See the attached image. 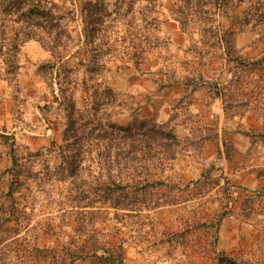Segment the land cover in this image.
Masks as SVG:
<instances>
[{"label":"rangeland","instance_id":"rangeland-1","mask_svg":"<svg viewBox=\"0 0 264 264\" xmlns=\"http://www.w3.org/2000/svg\"><path fill=\"white\" fill-rule=\"evenodd\" d=\"M25 2L0 0V264H51L87 230L124 264H264V0ZM134 118L163 145L138 167Z\"/></svg>","mask_w":264,"mask_h":264},{"label":"trees","instance_id":"trees-1","mask_svg":"<svg viewBox=\"0 0 264 264\" xmlns=\"http://www.w3.org/2000/svg\"><path fill=\"white\" fill-rule=\"evenodd\" d=\"M26 0H16V10L19 12L21 16L31 17L30 11L28 8L23 11ZM218 1V0H216ZM34 7L36 8L35 13H39L40 16H44L43 13H45V10L39 9V2L34 3ZM25 39H27L26 36H24ZM109 90V88H107ZM75 112L71 113L70 117H74ZM76 120H72L68 122V127L72 128L73 124L77 123V120H80L79 115H76ZM75 125L73 128V131L69 138L73 139L71 144H67L62 148V153H64L66 150H69L71 153L69 156L67 155V158H70V161H67L70 168V176H75V171L78 169L80 165L79 156L84 151L85 143L84 140L80 141L75 134ZM119 131L124 130V133L127 135L128 142V150L129 154L133 156V161L137 163V167L141 163V159H138V157H141L143 159L145 148L148 147L150 144L155 145L158 147H162L163 145L158 144V137L162 136V133L157 132V128L155 124H150L149 121L141 119V118H134L129 126L122 127L119 126ZM147 134H150L148 136ZM66 141V139L64 140ZM119 148V147H118ZM120 150V148L118 149ZM13 164L16 165V157H13ZM112 163L108 162L106 163V166L104 165L102 167V174L100 175L101 180L103 178L109 179L110 174L112 173ZM134 177L139 178V174H135ZM134 179V178H133ZM144 182V179H142ZM102 185L105 186V182L101 181ZM104 183V184H103ZM136 183H140V180H136ZM146 183V182H145ZM120 187H124L123 185H120ZM126 192H124V189H120L119 192V198L125 197ZM97 199L100 201H108L111 205H119L118 198L114 197V194L112 191L109 190L108 187L101 188L99 193L96 194ZM79 200V199H76ZM88 237H84V242L80 245H72L76 244L74 243V240H70V244L72 246H66L62 247L61 252H58L57 249H50L49 257L51 259V264H73L77 261L82 262H89V264H124L123 260V254L121 251L120 246H110V245H102L101 242H99L97 238V233H93L91 230H87ZM218 264H234L232 260H229L226 257H220L218 260Z\"/></svg>","mask_w":264,"mask_h":264}]
</instances>
